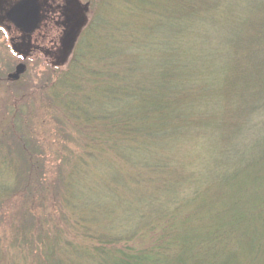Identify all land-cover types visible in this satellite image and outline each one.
Returning a JSON list of instances; mask_svg holds the SVG:
<instances>
[{
  "label": "trees",
  "instance_id": "16d2710c",
  "mask_svg": "<svg viewBox=\"0 0 264 264\" xmlns=\"http://www.w3.org/2000/svg\"><path fill=\"white\" fill-rule=\"evenodd\" d=\"M118 1L82 32L53 113L21 93L0 114V211L22 198L15 231L36 236L14 241L23 264H264V0ZM41 114L92 145L89 169L45 175Z\"/></svg>",
  "mask_w": 264,
  "mask_h": 264
},
{
  "label": "rangeland",
  "instance_id": "374dc122",
  "mask_svg": "<svg viewBox=\"0 0 264 264\" xmlns=\"http://www.w3.org/2000/svg\"><path fill=\"white\" fill-rule=\"evenodd\" d=\"M83 2L89 3V12H88V22L87 25L91 26L92 33L96 31L97 28L95 26L98 25V21L100 19H104L106 17H109L110 20L115 18L117 15V9L116 7L119 5L118 0H81ZM107 8V9H106ZM113 8V9H112ZM119 8H122L121 6ZM113 16V17H112ZM87 27V26H86ZM83 31L89 32L90 28H86ZM95 28V29H94ZM94 29V30H93ZM80 38V37H79ZM76 41L73 52L70 58L66 60V62L62 64H58L57 68H50L48 66V63L45 61H32L28 63L27 70L23 72V75L21 77V80L16 84H10L3 80L0 81V114L6 113V108L8 109L11 106H14L15 103H20L19 100L23 99L24 97H19V94L24 93L26 95H30L31 98L29 99V104H31V110H34L35 107H42L45 109L46 112L53 113L52 106L50 107V99L54 97L52 95L54 92H58L63 90L62 87L57 88L56 85L58 84V80L61 76V72L68 71L70 66L72 65V59L73 53H81L83 52L84 48L88 49L89 47V39H85L83 42L79 43V39ZM88 40V41H87ZM79 43V44H78ZM87 45V46H86ZM76 53V54H77ZM76 57V56H75ZM86 58H83L82 60H86ZM11 62L4 61L3 59L0 60V72H4L8 69ZM52 72H55L52 75ZM1 75V74H0ZM54 90V91H53ZM53 91V92H52ZM63 92V91H62ZM60 92V93H62ZM28 101V99L26 100ZM51 105V104H50ZM27 104L24 106H21V110L24 113H26ZM34 108V109H32ZM28 109V108H27ZM29 112V110H28ZM44 113V112H43ZM48 113V114H50ZM31 114V113H30ZM42 115V114H41ZM59 114H57V120L56 118L52 119V115H42L41 118L31 116L29 118L30 123V131L33 133L34 140L39 144L43 149L42 153L43 155H48L50 157L49 165L47 164L46 167L53 168L51 171L47 172L45 174L46 176H52L53 179H60L63 178L64 175L69 171L70 165L77 164L79 167H86L89 169V166L87 165V158H89L88 152L85 149H88L90 151L91 144L89 143L90 147L86 146L84 149L85 152L81 151V148L87 144V141L83 138L81 134H79L76 130V128L70 127L66 122L63 121L64 124L59 123L60 119ZM0 117H2L0 115ZM37 118V120H36ZM1 121V120H0ZM3 127V125H1ZM8 126V125H4ZM57 128L60 130L58 133ZM1 135L0 141L6 142L7 136L4 137L3 134ZM7 144V143H6ZM81 151V153H80ZM8 149L7 147H3V143L0 148V154L2 156H7L8 159ZM93 155L95 154H101V152H90ZM66 155V158L64 157ZM82 156V157H81ZM61 157H64L65 159L61 160ZM78 157H81L79 160ZM77 158V159H76ZM77 161V162H74ZM62 162V163H61ZM5 162L0 161V184L3 183L8 178V172H10V168L3 164ZM92 168V167H91ZM57 182L56 187L61 185L59 181H53ZM62 188V187H61ZM60 190V189H59ZM59 192V191H58ZM59 198L58 195L54 197V199ZM21 203L17 202V204H13L11 201L3 202V209L5 211H0V216L3 215L5 218L0 217V221H6L8 218L11 220H14L15 222L8 223L9 226H5L4 230L0 227V264H23V258L22 254L18 252V248L15 247L16 242H14L17 238L20 242H23V237L27 236L30 240V238L36 237V236H29L25 235L23 236L22 233L15 231L17 226H21V224H17L19 222V218H21L19 212L20 208H16L18 205H23L25 203L22 198L19 199ZM40 200V197L36 196L33 197V203L36 204ZM11 202V203H10ZM29 202V200H28ZM11 208V211H10ZM16 208V209H15ZM15 209V210H14ZM14 210V212H13ZM62 210V208H61ZM23 210H21L22 212ZM65 214H64V213ZM16 215V216H15ZM42 214L38 215L37 217L33 216H25L28 219L29 225L27 228L35 227V219L36 222H40ZM62 216H66L68 218V214L66 211H61L59 213V216L55 218V223L58 221L60 224L69 223V225L66 227L68 230H66V238L71 239L74 235V229L71 228L70 222H62ZM40 218V219H39ZM9 219V220H10ZM60 219V220H59ZM8 220V222H9ZM1 224V223H0ZM72 224V223H71ZM13 225V226H11ZM12 227V228H11ZM21 228V227H20ZM26 228V229H27ZM33 234H37L35 231H33ZM65 237V235H63ZM35 242V241H34ZM14 246V247H13ZM16 248V249H15ZM29 264L31 262H34L33 258L28 259L27 261Z\"/></svg>",
  "mask_w": 264,
  "mask_h": 264
},
{
  "label": "flooded vegetation",
  "instance_id": "af4514ba",
  "mask_svg": "<svg viewBox=\"0 0 264 264\" xmlns=\"http://www.w3.org/2000/svg\"><path fill=\"white\" fill-rule=\"evenodd\" d=\"M20 1L0 0V60L11 62L7 70L0 72V81L10 84L21 80L23 73L17 80L8 78L18 64H24L26 71L28 63L41 60L50 68H57L65 31L66 0H37L39 21L32 30L11 14Z\"/></svg>",
  "mask_w": 264,
  "mask_h": 264
},
{
  "label": "water",
  "instance_id": "95a60500",
  "mask_svg": "<svg viewBox=\"0 0 264 264\" xmlns=\"http://www.w3.org/2000/svg\"><path fill=\"white\" fill-rule=\"evenodd\" d=\"M37 0H21L11 12L16 21L32 30L39 21ZM88 4H81L78 0H66L64 7L65 31L61 40L59 64L66 62L70 57L73 47L81 30L85 27L88 17ZM25 71L24 64H18L15 71L10 73V80H17Z\"/></svg>",
  "mask_w": 264,
  "mask_h": 264
}]
</instances>
